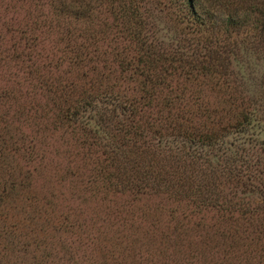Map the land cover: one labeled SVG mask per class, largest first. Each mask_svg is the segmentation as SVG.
I'll return each instance as SVG.
<instances>
[{"label": "trees", "instance_id": "16d2710c", "mask_svg": "<svg viewBox=\"0 0 264 264\" xmlns=\"http://www.w3.org/2000/svg\"><path fill=\"white\" fill-rule=\"evenodd\" d=\"M42 2L29 10L26 28L15 22V8L0 9V264L9 251L38 253L45 264L56 261L38 237L44 231L35 232L48 221L46 207L55 198L31 195L46 188L35 166L42 161L38 131L22 132L24 125L44 129L45 123L76 133L82 156L92 158L91 168L83 165L89 174L83 193L126 197L108 213L109 222L125 229L132 225L131 211L151 218L147 237L162 259L195 264L184 253L189 256L197 242L223 264H264V159L253 152L264 145L261 105L230 70V61L238 62L242 53L261 54L257 58L264 61V0ZM155 16L173 33L167 45L157 40ZM45 34L55 36V52L43 51ZM201 81L227 100L212 110L192 96L186 84ZM228 108L235 113L213 129ZM189 113H204L208 120L194 121ZM218 166L224 167L221 175L214 171ZM38 182L41 188L34 189ZM9 213L21 214L32 227L21 233ZM60 217L64 229L83 227L77 217ZM198 231L207 236L203 232L199 240ZM171 241L176 243L166 247ZM169 250L173 255L165 256Z\"/></svg>", "mask_w": 264, "mask_h": 264}, {"label": "rangeland", "instance_id": "374dc122", "mask_svg": "<svg viewBox=\"0 0 264 264\" xmlns=\"http://www.w3.org/2000/svg\"><path fill=\"white\" fill-rule=\"evenodd\" d=\"M21 1L23 0H0V9L2 6L6 5L15 8V15H13L15 22H17L18 27L26 28L30 23L29 18L31 17L29 10H33V6L38 0H31L29 3L28 0L24 3H20ZM42 3L46 4L47 2L46 0H43ZM143 6L144 4L140 5L141 8ZM46 9H48L47 6L43 11L46 12ZM37 11H32V15L34 16ZM154 19L156 21V30L158 32L157 40L161 43L163 42L164 45L169 44V39L173 37V33L170 31L167 22L156 16ZM40 40L43 41L42 47L44 52H55L52 47L55 36L45 34ZM163 44H160L161 47L166 48ZM246 53L241 54L238 62L230 61V70L237 74L236 78H238L239 81L243 80V87L249 95L251 94V96H253L256 94L258 104L261 105L259 118L261 124L264 125V61H262V56H260L259 59L257 58L261 54L250 53L247 55ZM49 73H54L53 68L50 69ZM54 76L59 75L56 74ZM53 79L54 78H50L49 80L53 81ZM191 84L192 85H186L188 86L190 93L193 92L192 96L201 98L204 103L209 104V106L211 105L210 107L212 110L213 108L222 105V100H227V98L222 95H220L222 99L217 98L219 94L214 92L207 82H202V84L198 83L197 85L192 82ZM120 88H123V84L122 86H119V89ZM130 93L131 91L129 90L127 94ZM245 96L249 98L247 94H245ZM214 102H217V105ZM194 112L196 111L192 107L191 113L194 114ZM228 112L229 113L226 117H216L214 119L215 122L212 124L213 129L218 125L225 124L228 118L235 113V111L230 108H228ZM191 113H189L190 115L188 116L194 121L201 122L202 120H208L206 119L207 115L204 113L201 118H193ZM162 115L163 114H160V116ZM48 117H50V120H53L55 116L48 114ZM46 125L47 123L44 124V129L42 124L36 125L38 127L33 126V128L24 125V127H22V132L27 136H31L33 131L37 130L38 132L35 133V138L37 139L35 144L37 148L42 150V161H37L35 166L41 170V177L44 178L42 182L45 183L46 188L41 194L35 195L31 193V195L33 197L37 196L39 200L46 198L47 201L50 200L49 193L55 196L54 200L49 201L53 204V207H46L47 214L45 218H47L48 221L45 219V226L37 225V230L35 231L36 233H39L38 229L44 231V233L40 232V234L43 235H39L38 237L44 243H48L46 247L49 248V251L52 254H55V264H173L170 263L169 259L164 260L161 258V255L158 254L159 251L157 244L153 240H150L151 237H147L146 223L150 221L151 218L149 219L146 215L144 217L140 214L135 217V213L131 211L130 214L134 219L130 222L132 225L127 226L125 229L119 227L116 223L117 221H112L111 223L106 219L108 213L115 208L114 206L116 204H125L123 201L126 197L122 195H114V199L111 196L103 197L101 194L92 195L89 193H83V191L80 190L82 188L81 185H84V179L89 175L88 172L83 169V165L85 164L87 168H91L87 165L93 163L92 158L87 159L88 157L86 158L82 156L83 149H81L76 143V133L71 134V131L68 132L69 128H66L63 125L54 124V127L53 124L48 125L47 127ZM258 139L259 142L260 137ZM151 142L156 144V140ZM246 150H251V147H247ZM253 152L256 159H264V145L262 143L255 145L253 147ZM82 158H86V160L84 161ZM162 160L163 164L166 163L167 166H171L170 163L166 162L164 159ZM19 165L20 167H26V164L23 161H21ZM222 165L223 164L221 163V166ZM227 166L226 169L228 170L232 165L229 162ZM210 168L211 167L208 165H205L203 169L209 170ZM222 168L224 167H219V169L213 170L218 175H221ZM38 187L41 188V182H38L34 189ZM43 188L44 184L42 185V189ZM79 190L81 192H79ZM102 197L104 199H102ZM234 198V202L238 203L241 199V195L236 194ZM243 198L244 202L247 201L246 199L251 200V205H253L251 197ZM154 202L157 201L154 200ZM182 207L187 208L184 202H182ZM60 216H68V219H71L70 221L77 217L78 222L82 223L83 227L79 229L77 228L76 230L73 229L71 230L72 232L64 229L62 228V225L60 226L59 224ZM8 218L9 222H16L19 225L21 233H25L26 228L28 229L29 227H32H26L27 222L19 213H9ZM101 218L110 224L109 229L106 228L104 223L100 222ZM86 220L91 221L86 223ZM190 220L195 222L194 218H191ZM163 221H166L165 216H163ZM163 221H160V223H163ZM117 230L122 231V233L118 234ZM203 232L198 231V234H201L199 240H203L204 234L206 235V233L204 232L203 234ZM117 236H122L123 238H118ZM94 238L97 240H93ZM155 238L158 239L157 237ZM205 242L207 243V240H205ZM175 243L176 242L171 241V243H167L168 246L166 245V247H173ZM190 247L192 248V253L189 256H187L186 253L184 254L186 255V258L192 256L191 261L196 262L195 264H223V262L216 261L210 252L207 249H204L206 248L204 245H199L197 242H194L193 244H190ZM9 249L10 248H8V250ZM218 252L221 253L220 250ZM20 255L22 257H19ZM164 255L172 256L173 254H171L169 250ZM228 255L230 258L233 255V252H228ZM175 256L178 257L177 254H175ZM3 264L45 263L40 262L38 253L29 252L28 254H19L14 253V251H9L5 256Z\"/></svg>", "mask_w": 264, "mask_h": 264}]
</instances>
